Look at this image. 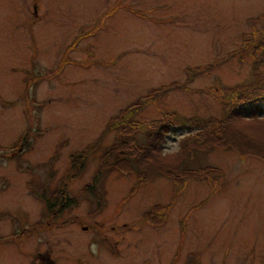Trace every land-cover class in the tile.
I'll list each match as a JSON object with an SVG mask.
<instances>
[{"label": "rangeland", "instance_id": "374dc122", "mask_svg": "<svg viewBox=\"0 0 264 264\" xmlns=\"http://www.w3.org/2000/svg\"><path fill=\"white\" fill-rule=\"evenodd\" d=\"M258 69L264 0H0V264H264V123L238 121L221 144L201 131L233 108L264 116V93L238 95ZM163 86L68 176L113 118ZM164 121L165 148L139 155L141 169L173 164L190 133L201 149L187 167L220 169L216 180L184 175L177 192L178 174L143 182L136 163L105 166L121 133L143 143ZM93 183L99 209L82 191ZM57 191L77 204L52 216ZM155 206L167 209L157 224Z\"/></svg>", "mask_w": 264, "mask_h": 264}, {"label": "trees", "instance_id": "16d2710c", "mask_svg": "<svg viewBox=\"0 0 264 264\" xmlns=\"http://www.w3.org/2000/svg\"><path fill=\"white\" fill-rule=\"evenodd\" d=\"M255 78L257 80L253 81L252 83L249 84L250 90H244L243 93H239L238 95L240 98H246V103L251 102L254 100V97L257 94H263L264 93V72L260 69L256 72ZM173 87L171 86H163L162 88L156 89L153 92H151L148 96H144L142 98H139V102L134 103L130 105L128 110H125L124 113H122L121 116L117 118H113L112 122H110L107 126V129L104 130L102 135H100L94 142H92L90 145H88V148L85 149L84 152L79 153L78 155H74L71 159V167L70 171H68V176L70 177H75L80 174V170L83 167V164L87 160V157L89 156L90 153H92L96 147L99 146L101 141L103 140L104 136L111 130L113 127H119L122 124H128V120H130V117L135 113L136 110L139 108L145 106L147 103L150 101H156L157 99L160 98V96L166 94L169 90H171ZM259 92L255 96L253 95V92ZM242 92V91H240ZM238 92L234 91H229L228 94H225L229 99H234L235 95H237ZM244 96V97H243ZM238 98V96H237ZM256 99V98H255ZM244 101V102H245ZM264 116L261 114V109L258 107V110L255 108H251V110L245 114V109H240V108H233L230 109V111H227L225 116L221 119H212V120H205L202 124L203 126V131L202 133H210L212 131H218V134L220 137H218V141L215 142L217 144L221 143H226V139L224 136L221 135L220 131H226L229 128H232V125H238V121L240 123L246 122V121H253V122H263L264 123ZM156 121H153L155 123ZM171 124L169 121L167 123L162 122L160 124H157L156 126H152L153 131L151 130L147 134V138L143 143H141L138 139L132 138L130 141L127 140V136L125 134L121 133L119 138L115 140V142L112 144L111 148L107 150L102 155V161L105 163V166H112L114 164L118 165L120 164V161H116V158L129 162L131 164H139L141 163V158H138L139 155H145L146 153H150V156H148V161L147 163H151L154 161V159H149V157H155L154 154L162 152V150L165 148V143H166V133L171 129ZM237 129V128H236ZM28 136L29 134L26 133L21 139V147L22 145L26 144L28 141ZM191 134L188 133L186 136L185 140H182L183 147L182 152L180 155L175 156L177 159L173 164H171L170 161L163 162V165H160L157 171L155 172H147L143 171L140 168L135 167V169H140L137 173L139 175V179L143 180V182L146 180H149L152 178L151 176H154L153 178L159 176V175H164V176H172L175 178V176L178 174V177H182L181 179H176L179 180L178 182L182 183L178 185L175 189L176 191H181L184 187L183 184L184 182L189 178V177H207L210 180H216L218 174L221 173L220 169L210 167L208 165L201 166L199 168H191L190 166L187 167V161L186 159L194 158L196 149L199 147L197 145L192 146H187L186 142L191 139ZM28 145V144H27ZM214 144H206L205 148H211V146ZM200 148V147H199ZM201 149V148H200ZM128 151V152H127ZM134 152V153H131ZM146 152V153H145ZM152 154V155H151ZM122 155H125V157L122 158ZM134 155V157L132 156ZM115 161V162H114ZM80 169V170H79ZM179 171V172H178ZM186 176V180L184 181V178ZM144 176V177H142ZM149 177V178H148ZM183 180V181H182ZM187 182V181H186ZM85 193H89L92 195L94 200L98 203V209L101 208L100 205L103 203V196L102 193L100 192L99 189H97L95 183L89 184L82 190ZM60 191H57L54 193L51 197H47L45 199V203L47 206V209L49 210V214L52 216L55 215L56 213H62L64 210H66L67 207H69L71 204H77L76 200L73 198V200L66 199L65 197H62L59 195ZM46 193L43 191L39 196L42 198H45L44 196ZM167 209L163 206L159 207L155 206L152 211H149L147 213L150 221L153 224H157L161 219L165 220L167 216ZM158 214L159 217L156 215Z\"/></svg>", "mask_w": 264, "mask_h": 264}]
</instances>
